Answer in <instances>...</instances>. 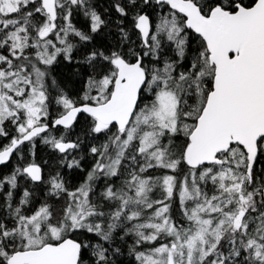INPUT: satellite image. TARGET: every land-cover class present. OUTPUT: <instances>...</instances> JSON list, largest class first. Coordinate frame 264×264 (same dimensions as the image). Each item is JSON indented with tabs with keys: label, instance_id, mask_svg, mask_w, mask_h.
<instances>
[{
	"label": "snow or ice",
	"instance_id": "6c2138e0",
	"mask_svg": "<svg viewBox=\"0 0 264 264\" xmlns=\"http://www.w3.org/2000/svg\"><path fill=\"white\" fill-rule=\"evenodd\" d=\"M0 264H264V0H0Z\"/></svg>",
	"mask_w": 264,
	"mask_h": 264
}]
</instances>
